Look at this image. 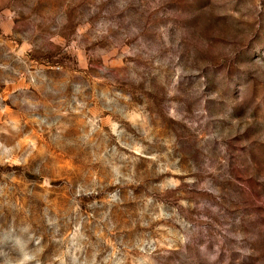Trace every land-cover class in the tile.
Here are the masks:
<instances>
[{"label":"rangeland","instance_id":"rangeland-1","mask_svg":"<svg viewBox=\"0 0 264 264\" xmlns=\"http://www.w3.org/2000/svg\"><path fill=\"white\" fill-rule=\"evenodd\" d=\"M0 264H264V0H0Z\"/></svg>","mask_w":264,"mask_h":264}]
</instances>
